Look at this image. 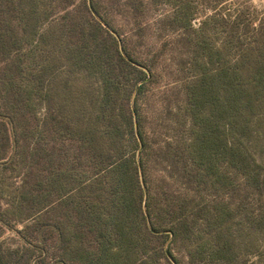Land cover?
Returning <instances> with one entry per match:
<instances>
[{"label":"rangeland","instance_id":"rangeland-1","mask_svg":"<svg viewBox=\"0 0 264 264\" xmlns=\"http://www.w3.org/2000/svg\"><path fill=\"white\" fill-rule=\"evenodd\" d=\"M29 1L0 0V82L14 86L0 112L18 125L3 151L0 128V154L14 153L0 211L27 177L22 149L51 202L10 215L0 264H264V144L213 98L223 68L264 46V0H39L33 16ZM112 126L95 156L111 139L93 129ZM125 160L142 197L123 186Z\"/></svg>","mask_w":264,"mask_h":264},{"label":"trees","instance_id":"trees-1","mask_svg":"<svg viewBox=\"0 0 264 264\" xmlns=\"http://www.w3.org/2000/svg\"><path fill=\"white\" fill-rule=\"evenodd\" d=\"M38 1L39 0H33L32 4L29 1L30 11L26 12L27 14H31L33 16V13H39L37 12ZM51 7L53 6L51 5ZM44 14L47 17L43 16L45 18L40 22H37V17H35V15V19L34 17H31L33 32L30 38L33 40L38 35L37 30L39 29V25L42 24L44 20L48 19V17L53 14V11L50 12V14L48 13V11H46L45 13L42 12V15ZM258 39L259 38H257V41H255L254 46L246 47V52L245 54L241 55L240 62L235 63L234 71L229 70V67L223 68V70L221 71V80H219L221 82V85L218 84L219 86H221V89L220 87H218L220 89L219 94H217L218 96H214L213 98L218 101L217 103H220V107H222L224 110L232 109L234 111L233 115L230 114L229 111H225L228 113H225L228 123H235V125H238V127L241 129V131L244 132V134H249L250 141L253 145H255V147H257V151L261 152L263 150L264 144V46L259 47L262 44H258ZM0 88L3 92L6 93V95L10 94V92L14 89L13 82H0ZM103 102L105 101H103L102 99L99 101L100 107L104 106ZM126 117L129 125V130L133 134V118L132 116ZM0 119V128L3 133L1 150L3 151L5 147H8L7 145L11 143V139L15 137L18 125H15V123L17 122H15V119L10 116V114H3L0 112ZM115 127L116 126H112L109 133L106 131H97L96 128L95 130L97 132L95 133V130L93 129L92 132L94 138L98 137L99 139L104 134H107L105 138L109 136L111 139L110 143H107L106 141H101L99 143L97 142L98 140L96 141V139L93 141H96V143H94L95 148L94 146L92 148L97 154L95 156L98 157V155H100L99 152L102 156H108L106 155V151L109 150L108 145H112L114 143L112 141H114V137L116 135L115 133H117V129ZM106 128H108V126H106ZM87 130H90V132L88 133ZM139 133L142 137V133L140 132V130ZM80 136L81 138H88L91 140V127H84ZM21 151L22 152L20 154V158H18L17 162L18 165H21L22 163L26 165L25 170L27 177L20 186H17L13 199L9 201V207H6L4 208V210L0 211V236L3 233L2 227L8 223V221L10 220V215L13 212H16V221L23 222L25 218L27 219L38 214V212H40L51 202L49 199L47 200V198H49V196L51 195V190L43 193L38 192L33 183L30 182V180L34 179L31 178V175L34 172L32 171V162H29V160L27 161L26 158L29 155L30 157L34 156L35 151L30 150L28 152L26 150L24 151L23 149ZM103 151H105V154L102 153ZM13 155V152L9 157H6L4 153L0 154V160L5 158L7 159L2 161V164L0 165L6 167L9 163L12 162L14 157ZM262 165H264V162L262 163ZM126 166L127 167L125 169L130 175L128 177L131 178V182L124 181L123 186L126 187V190H131V188L135 189L134 191H136V193L138 192V190H140L139 194L140 197H142L141 195H143V191H141L138 167L134 165L131 168L129 162L126 163ZM109 171L115 172L117 171V167L111 168L109 169ZM54 179L56 180L57 177H53L52 179L48 180L47 188L52 187ZM61 180L62 182L64 181L62 178ZM69 187L70 189L68 188L66 191L70 192L77 187H82V183L69 185ZM59 192L60 191H58V193ZM130 201L129 203H132Z\"/></svg>","mask_w":264,"mask_h":264}]
</instances>
